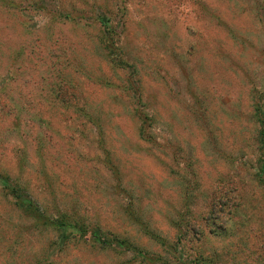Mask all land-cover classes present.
I'll return each mask as SVG.
<instances>
[{
    "label": "rangeland",
    "instance_id": "rangeland-1",
    "mask_svg": "<svg viewBox=\"0 0 264 264\" xmlns=\"http://www.w3.org/2000/svg\"><path fill=\"white\" fill-rule=\"evenodd\" d=\"M258 108L264 0H0V173L142 251L30 232L0 181V264H264Z\"/></svg>",
    "mask_w": 264,
    "mask_h": 264
},
{
    "label": "trees",
    "instance_id": "trees-1",
    "mask_svg": "<svg viewBox=\"0 0 264 264\" xmlns=\"http://www.w3.org/2000/svg\"><path fill=\"white\" fill-rule=\"evenodd\" d=\"M259 122L261 125L259 144L261 145V157L258 162L257 177L264 185V112L258 108ZM0 181L4 183L3 191L6 192L8 199H11L12 206L15 210L20 212L21 217L26 221L27 229L31 232L32 229L38 230H52L56 234L58 241L65 237H74L77 239L88 238L89 242L97 249L98 247L103 250L112 248H123L132 252L134 255L142 254V251L133 246L128 239H119L116 237H109L103 233L99 228L89 230L88 227L81 221V218H74L67 213H60L57 217L51 214L44 206L40 205L37 201L28 199L27 188L20 180L12 179L8 174L0 173ZM133 219L139 220V216L132 213ZM10 222V220H5ZM20 228V227H19ZM24 228L21 227L20 231ZM94 229V228H92ZM90 232V234H89ZM89 234V237L87 236ZM67 235V236H66ZM202 264H213L214 261H207L202 259ZM141 261L151 264H171L167 258H153L149 255H143Z\"/></svg>",
    "mask_w": 264,
    "mask_h": 264
}]
</instances>
